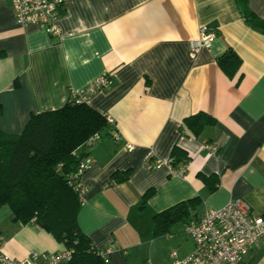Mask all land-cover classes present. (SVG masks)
I'll return each mask as SVG.
<instances>
[{
  "label": "crops",
  "instance_id": "0c3cea01",
  "mask_svg": "<svg viewBox=\"0 0 264 264\" xmlns=\"http://www.w3.org/2000/svg\"><path fill=\"white\" fill-rule=\"evenodd\" d=\"M13 1L0 0V131L20 135L32 114L58 110L110 77L86 102L113 124L79 150L94 163L80 179L76 218L108 264H146L162 238L153 217L182 202L197 201L190 222L236 199L264 215V35L244 23L235 0H69L60 39L18 25ZM247 3L264 20V0ZM201 26L217 37L191 58ZM228 49L241 61L232 79L217 65ZM197 113L215 123L194 136L183 122ZM174 147L190 158L182 175L170 165ZM186 239L179 258L193 250ZM0 242L14 260L65 250L35 222H14L8 206ZM170 263L169 255L155 264ZM243 264H264V241Z\"/></svg>",
  "mask_w": 264,
  "mask_h": 264
},
{
  "label": "trees",
  "instance_id": "16d2710c",
  "mask_svg": "<svg viewBox=\"0 0 264 264\" xmlns=\"http://www.w3.org/2000/svg\"><path fill=\"white\" fill-rule=\"evenodd\" d=\"M235 1L244 23L264 35V20L250 11L248 0ZM217 65L232 79L241 61L228 49L217 59ZM183 123L194 136H199L215 121L204 113H197ZM107 126L103 115L71 95L58 110L32 114L20 135L0 131V208L8 206L14 222L27 225L34 220L56 242L72 251L66 264H108L78 228L76 218L81 201L74 190L79 180L74 178L77 166L85 156L79 150L94 134L101 136ZM189 160L182 149H172L173 169L185 167ZM127 174L120 181H125ZM151 195L152 191H148L144 201ZM196 205V200H190L156 214L154 236H167L174 226L189 223Z\"/></svg>",
  "mask_w": 264,
  "mask_h": 264
},
{
  "label": "built area",
  "instance_id": "2783aa9c",
  "mask_svg": "<svg viewBox=\"0 0 264 264\" xmlns=\"http://www.w3.org/2000/svg\"><path fill=\"white\" fill-rule=\"evenodd\" d=\"M68 1L14 0L15 20L20 26H37L51 37L60 39L63 33L60 30L59 21ZM216 37V32L207 26H201L198 36L190 41V57H196L203 49H210ZM109 86L110 77L103 75L85 89L74 93L73 97H77L80 102H87L90 96ZM105 119L107 124H113L110 118ZM100 138V134H94L85 142L83 148H90ZM132 149V146H127L128 151ZM93 163L94 161L86 153L77 166L74 178L79 180L75 182L74 190L78 193L79 199L82 191L79 184L80 179ZM175 172L182 175L184 168L180 167ZM182 231L191 239L193 250L184 258H179L177 252L173 251L170 254V264H243L248 252L264 241V215H253L247 203L236 199L219 210L206 212L197 221L183 225ZM100 254L104 257L102 253ZM71 257L72 251L65 249L47 255L31 254L23 260H14L4 254L3 243L0 242V264H66Z\"/></svg>",
  "mask_w": 264,
  "mask_h": 264
},
{
  "label": "rangeland",
  "instance_id": "374dc122",
  "mask_svg": "<svg viewBox=\"0 0 264 264\" xmlns=\"http://www.w3.org/2000/svg\"><path fill=\"white\" fill-rule=\"evenodd\" d=\"M174 226L170 233L172 236L166 237L163 236L159 241L155 243L153 246L152 255L146 259V264H155V263H163L168 259V256L173 252L177 251V244L179 243H188L186 236L176 235V229L179 227ZM170 238V239H169Z\"/></svg>",
  "mask_w": 264,
  "mask_h": 264
}]
</instances>
